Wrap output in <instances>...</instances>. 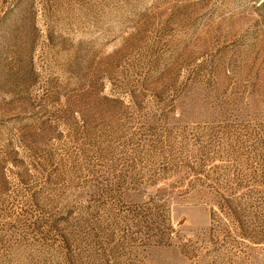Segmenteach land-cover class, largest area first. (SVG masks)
Returning <instances> with one entry per match:
<instances>
[{
	"label": "rangeland",
	"instance_id": "rangeland-1",
	"mask_svg": "<svg viewBox=\"0 0 264 264\" xmlns=\"http://www.w3.org/2000/svg\"><path fill=\"white\" fill-rule=\"evenodd\" d=\"M0 264H264V0H0Z\"/></svg>",
	"mask_w": 264,
	"mask_h": 264
}]
</instances>
